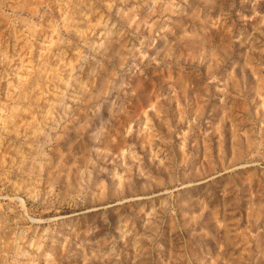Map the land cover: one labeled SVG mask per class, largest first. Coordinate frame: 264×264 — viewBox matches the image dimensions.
<instances>
[{
  "label": "rangeland",
  "instance_id": "obj_1",
  "mask_svg": "<svg viewBox=\"0 0 264 264\" xmlns=\"http://www.w3.org/2000/svg\"><path fill=\"white\" fill-rule=\"evenodd\" d=\"M0 264H264V0H0Z\"/></svg>",
  "mask_w": 264,
  "mask_h": 264
}]
</instances>
